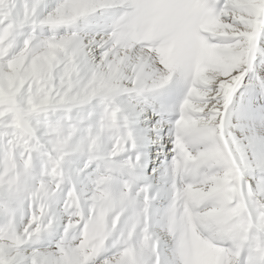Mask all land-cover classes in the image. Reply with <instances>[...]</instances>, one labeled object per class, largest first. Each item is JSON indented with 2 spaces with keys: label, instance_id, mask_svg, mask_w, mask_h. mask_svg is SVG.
<instances>
[{
  "label": "snow or ice",
  "instance_id": "snow-or-ice-1",
  "mask_svg": "<svg viewBox=\"0 0 264 264\" xmlns=\"http://www.w3.org/2000/svg\"><path fill=\"white\" fill-rule=\"evenodd\" d=\"M0 264H264V0H0Z\"/></svg>",
  "mask_w": 264,
  "mask_h": 264
}]
</instances>
